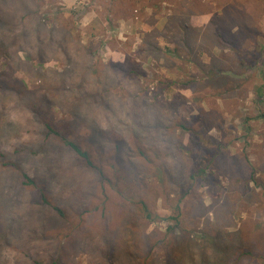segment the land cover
Masks as SVG:
<instances>
[{"label":"rangeland","instance_id":"374dc122","mask_svg":"<svg viewBox=\"0 0 264 264\" xmlns=\"http://www.w3.org/2000/svg\"><path fill=\"white\" fill-rule=\"evenodd\" d=\"M175 1L0 0V264H91L88 253L65 245L70 220L39 203L41 190L67 218L90 206L144 230L158 257L149 264H236L241 248L255 256L239 264H264V245L253 238L264 230V189L245 178L254 168L264 181V100L255 95L263 83L264 0H241L257 17L256 29L237 38L240 61L199 31L188 32L190 49L182 32L167 33L175 7L184 12ZM230 1L186 0L192 13L184 14L200 28ZM37 20L41 31L33 30ZM58 24L97 48L98 75L83 94L101 87L108 109L89 113V99L78 106L68 92L86 54L72 71L56 43L40 45ZM153 28L159 50L144 47ZM129 59L132 74L112 66ZM78 107L80 119L71 114ZM46 124L89 150L98 171L47 136ZM211 156L205 173L191 178ZM23 174L34 187L23 185ZM141 199L165 218L144 219ZM176 215L174 226L168 217Z\"/></svg>","mask_w":264,"mask_h":264},{"label":"trees","instance_id":"16d2710c","mask_svg":"<svg viewBox=\"0 0 264 264\" xmlns=\"http://www.w3.org/2000/svg\"><path fill=\"white\" fill-rule=\"evenodd\" d=\"M151 1H154L152 4L153 7L159 6L161 1L176 2L175 0ZM182 1L183 3L181 5L182 8L180 11L192 13L191 7L187 6L186 0ZM184 12H179V6L175 7L173 13L168 16L164 27L167 33H169L173 37H176L180 32H182V40L190 49L193 46L192 43L194 41V36L190 35L188 32L194 33V31H199V35L204 39L209 40L212 38L214 41V45H218V47L227 46L230 50L236 52V59H238L239 61L242 59L243 53L237 49V38L241 37L243 35V32L245 31H249L250 34V30H253L254 28L256 29L255 23L257 15L254 17L252 12L247 9L246 5L241 0H231L226 6H223L221 8V11H219V13H216L214 16H212V18H210L200 28L198 26L190 24L189 21H187L188 19L186 18ZM235 26L237 28L235 30H232V33H229L228 31H231L232 27ZM43 27L44 26L41 20H37V24L35 25L33 30L41 31ZM53 28L51 27L48 29L46 39L43 38L39 40L40 45H44L48 42H53L54 44L56 43L58 45L57 49L64 55L65 61L72 65V71H74L75 69V64H78L80 61H84L85 54L88 59V62H86V64L84 65L85 71L77 76L78 80L67 82V87H69L68 92L75 91V95L79 97L75 98L78 106H80V104H82L84 101L82 96L89 99L84 104L88 107L89 113L99 108L108 109V101L111 102L110 97L109 99H107L105 95H103V93L106 91H104L101 87H91L86 91L85 95L83 94V91L88 88L87 86L90 87L92 85L90 81L91 77L98 75L97 63H99L100 61L96 56L97 48L91 47L88 43H82L79 36H75L73 31L67 30L59 24L57 26H53ZM26 30L29 29L26 25H24L23 29L21 30L23 37L26 36ZM58 32H60L61 34L59 37L56 36ZM155 37L156 32L155 28H153V31H149L145 35V39L147 41H145L146 46L144 47L159 50L160 48L155 41ZM71 43H75V48H71ZM144 47L141 46L139 51L144 50ZM165 49L169 52L174 53V50H171L168 47H165ZM259 55V62L262 65L259 78H263V83L256 87L255 95L261 102L264 100V45L260 44ZM126 65H131V60L126 63L117 62L112 66L119 71L124 72V70H126L128 74H132L135 69L127 68L125 67ZM63 70L65 72H68L67 68H63ZM72 71H70V73ZM211 72L212 70H210V73ZM212 73L215 75L217 74L216 71ZM2 86L3 85L0 79V88ZM138 104L142 105V103ZM71 114H73V116H75L77 119H80L82 117L79 107L72 110ZM261 116L263 115L261 114ZM139 127H141V125ZM166 127L168 128V125ZM181 127L185 130H188V128L183 125ZM46 128L48 129L46 133L47 136H49L50 134L59 136L63 144L70 148L86 166L98 171V167L92 160L89 150L84 148L74 139L66 136L60 131L54 130L48 124H46ZM98 132L99 131L96 129V127H93V135H95L96 137H100V134ZM219 147L222 148V145H219ZM141 154L143 155V152H141ZM213 159L214 156H211L204 166H198L197 172L190 174V177L193 178L200 173H205L204 171L214 161ZM232 168H235L234 164H232ZM172 169V166L168 167V170H170V172H172ZM236 173H238V170ZM255 173V169L252 168L250 173H248V177L245 178L248 180V182H253L255 186H259L264 189V181H260L259 177L256 176ZM23 178V185L27 187L35 186L34 180L28 175L23 174ZM239 180H243V178H236L233 181ZM41 193L42 194L39 203L52 208L55 212H57L59 216H63L66 219L70 220L69 223L72 228V232L68 234L65 245L68 246L73 253H77L78 251H84L88 253V255L91 256V264H135L136 262H140L138 264H149V261L154 256L156 260L158 259L155 251L152 250V244H149L148 242L149 238L144 230H141L136 226L121 227L122 221L118 219V217L115 216L114 219L112 217L108 219L104 210L103 212H97L95 208H92L90 206L82 208V210H77L72 219L67 218L64 209L60 208L57 204H54L43 190H41ZM140 204V212L142 214V217L149 222L165 218L151 211L143 199L140 200ZM168 218L175 220L174 226L179 223V218L177 215L170 216ZM111 223L114 224V226H112ZM169 228H172V226ZM126 232L130 233V240ZM253 238L254 241L258 243V245L262 244L263 246L264 230L255 234ZM140 246H143L144 249L141 250ZM221 251L222 250H219L218 252ZM262 255H264V249ZM251 256L255 255L250 248H241L239 254L237 255L236 264H239L240 260L247 259ZM54 264L59 263L58 261H55ZM165 264H169V262L165 260Z\"/></svg>","mask_w":264,"mask_h":264}]
</instances>
